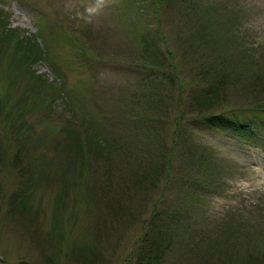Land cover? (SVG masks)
I'll list each match as a JSON object with an SVG mask.
<instances>
[{
  "label": "rangeland",
  "instance_id": "rangeland-1",
  "mask_svg": "<svg viewBox=\"0 0 264 264\" xmlns=\"http://www.w3.org/2000/svg\"><path fill=\"white\" fill-rule=\"evenodd\" d=\"M191 1L195 8L185 1L177 12L168 0H107L98 21L86 24L81 15L92 0H0V100H10L0 108L14 109L24 135L0 119V264H122L164 185L173 204L171 180L191 171L200 178L188 180L185 206L206 230L195 220L162 264H202L205 247L186 252L194 237L218 238L224 248L214 252L222 253L235 233L217 231L231 213L253 205L264 218V90L255 79L264 72V0ZM156 68L174 81L153 77ZM214 68L209 74L226 82L215 101L223 114L176 119L208 156L199 163L175 143V117L190 116L192 93L209 85L200 71ZM248 106L263 109L247 113ZM116 141L131 155L129 202L102 175L123 160ZM120 201L134 212L122 217ZM174 205L166 215L186 210ZM244 234L230 250L240 255L229 262L226 254V262L245 259ZM259 235L258 247L264 226Z\"/></svg>",
  "mask_w": 264,
  "mask_h": 264
},
{
  "label": "trees",
  "instance_id": "trees-1",
  "mask_svg": "<svg viewBox=\"0 0 264 264\" xmlns=\"http://www.w3.org/2000/svg\"><path fill=\"white\" fill-rule=\"evenodd\" d=\"M156 2V0H154ZM185 1H188V7H192L195 8L193 5V2L191 0H168V8L171 7L170 9H172L173 11L176 10L177 12H180L183 8H181V6L183 7L185 5ZM206 1V0H205ZM204 1V2H205ZM162 2V1H161ZM203 2V1H202ZM193 5H192V4ZM199 3L196 2L195 5ZM200 4V3H199ZM204 4L202 3L200 7L203 8ZM186 9V8H185ZM186 9V10H187ZM1 28H3L4 31H6L5 33H10L11 31L9 29H7L6 27H4L3 25L1 26ZM37 48L39 44H36L35 42H32ZM225 55L224 50L219 51V56ZM171 56V55H169ZM171 58V57H170ZM169 60V59H168ZM166 62V61H165ZM176 67V66H175ZM263 70V69H261ZM176 70H174L175 72ZM200 71V70H199ZM215 72L217 71L215 68L212 70H206L204 69V71H200L202 74L200 76L205 77L203 79L204 83H209V85H206V87L202 88L198 93H192L191 95V99H190V104H189V114L190 116H184L182 113V111H180L178 113V115L175 117V125H176V129L174 132V137L176 138V142L175 143H179L180 145H182L184 148H186V150L189 152L187 154V156L190 158V160L196 159L199 163H201L200 161V157L201 159L204 161L208 160V156L206 154H203L200 149L198 147H196L195 145H193L192 143H189V140L184 138L186 135L183 132H181L182 127H179L180 124L178 121H187L189 120V118L193 115L194 117L190 120L192 121H196V120H200V118L203 117H207V116H212L215 117L219 114H223V110H220V112L218 113L216 110V104L215 101L216 99V95L218 94V92L220 91V89L222 88V85L225 84L226 82H224V80H222V78H225L224 76H219V74H213L209 72ZM169 72V69H168ZM173 72V73H174ZM218 73V72H215ZM153 77L155 76H159V77H164L166 81H168L167 85L170 82L174 81L173 78V74H171V77L168 76L165 72H160V70L158 68L153 69ZM254 76V75H253ZM259 78H255L258 80L259 82V86L257 88H262L264 90V72L263 74L259 73ZM43 76H41L39 79H41ZM261 81V82H260ZM221 87V88H220ZM10 102V100L5 99L4 100H0V106H2V108L8 104ZM19 102V101H18ZM236 109V110H235ZM235 109H227V111H232L230 113L234 114L235 112H242V110H240L239 108H235ZM246 111H248L247 113H255L258 111H261L262 106H248L246 108H244ZM5 111V110H4ZM234 111V112H233ZM13 112L14 109L10 108V111L7 115H4L3 111H1L0 108V119H2V117H7L8 122H5V119H2V124H8L7 127H5L8 131L14 133L15 135H21L24 136L22 134V132L17 128V126H19V121L20 119L18 117H13ZM178 121H177V120ZM184 122V121H183ZM182 122V123H183ZM28 127V126H27ZM30 128V127H28ZM238 129H243V128H238ZM183 133V137L182 134ZM100 144H97V146H99ZM109 145L106 144V146ZM81 143H79L78 149H80ZM96 146V147H97ZM101 146V145H100ZM99 146V147H100ZM93 147V146H92ZM112 147H114L113 149H120V156L122 157V162L115 166V170L111 171L110 169L106 172H102L103 177L105 176V180L108 181V186L107 188L109 189V191L112 189V192L115 195L120 196V200H130L128 198H131L129 196V192H132V190L128 189V185H130L129 183L131 179L126 178V175H128L129 173V168L131 166V155L126 152L123 149V145L119 144L118 141L113 142L112 143ZM105 148L104 145H102L101 149ZM192 151H191V150ZM200 157H199V156ZM192 156V157H191ZM206 168V167H204ZM123 169V170H122ZM207 169V168H206ZM170 170V169H169ZM168 170V171H169ZM208 170V169H207ZM186 171V170H184ZM209 171V170H208ZM188 172V171H186ZM189 174L187 176V178L183 179L182 177H177L171 180V184L172 186L170 187L171 189V197L170 200L171 202H173V204L167 203L163 197H165V191L168 188L165 184L164 188L161 190L160 192V199H158L157 201H155L154 206L152 208V214H151V218H149L148 222L143 224V234L141 237H139L136 241V244H134L135 250L132 251L130 254H128L125 259L123 260L124 262L122 264H162L165 262L167 256L169 255V253H173L176 249H178L181 244H179L180 239H182V237H179L177 235H180L182 233L187 232L188 234L191 233V231L193 229H195L194 227L196 226V224H200V228H198V230H200V232L205 231L206 230V226L200 222L199 217H201L200 214H197L196 216L188 210V208L185 205H191V203L189 202V199H191V196L187 195L189 194V190H187L186 188L188 187V180L191 178L193 179V183L195 184L197 182V178H200V176H193V171L188 172ZM206 171L202 172L200 175L201 176H207ZM209 174H211V172L209 171ZM167 175V179L170 176V172L166 173ZM198 175V174H197ZM115 180L114 184H110L111 180ZM179 178V179H178ZM132 180H134V178H132ZM159 180V179H157ZM156 180V181H157ZM196 180V182H194ZM167 181V180H166ZM154 183H152L153 185ZM155 187V186H154ZM128 195V197L126 196ZM117 196V197H118ZM127 197V198H124ZM129 202V201H127ZM177 203V206H181L184 207L186 210H184L183 212H178V213H173V211L171 212L172 214H167V211L170 212V205H171V209H173L174 207H176L174 204ZM119 205H122V209H121V213H122V217H123V213L127 212L128 209H130V213H133V209H131V207H127L125 208V204H123V202L121 203L118 202ZM164 208V209H163ZM254 208L253 205L250 206V208L245 209L246 213L240 214L238 215V212H234L231 213L230 215V221L229 222H224V225L221 226V228L218 229L217 232H233L235 233V235L232 238H228L226 239V241H231L230 243H226V244H232V245H228V247L226 248V250H224L222 253L217 252L215 253L214 251H217V247L221 246L224 248V246L221 245L220 241H218V238H216L217 241L214 242H207V238H191L189 239L185 246L187 247L186 249H190L189 251L187 250V253H192L193 255L196 256V254H198V249L199 245L202 247H205V250L208 252L206 254L205 251L202 252V264H228L232 258L237 257L240 255V251L236 250L233 252H230L231 248H239L237 245V237H241V235H239V233L243 232L245 233L243 238H244V245H245V259L243 261H241V264H264V245H260L259 247L256 246L255 241L256 239H258L260 242H262V235L260 236L259 233L262 231V227L264 226V218H262V215H255L254 213H252V209ZM136 212V211H135ZM260 213V211H257ZM128 213V212H127ZM166 216H171L170 218H165ZM244 216H247L249 218L248 221H243L240 222L238 221V218H242ZM198 220V223L195 221ZM205 220V219H204ZM194 221V222H192ZM201 224H203L201 226ZM258 233V236H254L255 233ZM192 234V233H191ZM201 234V233H200ZM182 243V240H181ZM256 246V247H255ZM230 255V260L229 262H226V259L223 258V256H227ZM187 254H183V256H186ZM216 257L218 258L216 261H214L216 259ZM231 264V263H229ZM235 264V263H234Z\"/></svg>",
  "mask_w": 264,
  "mask_h": 264
},
{
  "label": "clouds",
  "instance_id": "clouds-1",
  "mask_svg": "<svg viewBox=\"0 0 264 264\" xmlns=\"http://www.w3.org/2000/svg\"><path fill=\"white\" fill-rule=\"evenodd\" d=\"M106 4L107 0H92V2L83 9L81 19L86 24L97 22Z\"/></svg>",
  "mask_w": 264,
  "mask_h": 264
}]
</instances>
